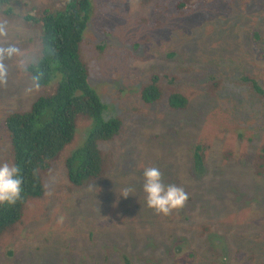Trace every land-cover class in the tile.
I'll list each match as a JSON object with an SVG mask.
<instances>
[{
  "label": "rangeland",
  "instance_id": "374dc122",
  "mask_svg": "<svg viewBox=\"0 0 264 264\" xmlns=\"http://www.w3.org/2000/svg\"><path fill=\"white\" fill-rule=\"evenodd\" d=\"M89 2L80 47L88 84L103 120L122 119L121 133L99 145L103 174L74 187L65 161L93 126L77 116L74 139L42 173L43 195L0 236V264H264V160L255 156L264 146V0H187L185 12L170 13L160 0ZM65 4L0 5V163L11 164L6 116L53 94L60 81L54 74L45 86L31 84L41 23L25 16L36 20ZM156 74L162 100L137 107L141 86ZM172 88L188 98L186 111L169 110ZM198 143L207 145L200 174L191 159ZM149 166L187 192L181 209L164 216L146 206Z\"/></svg>",
  "mask_w": 264,
  "mask_h": 264
},
{
  "label": "trees",
  "instance_id": "16d2710c",
  "mask_svg": "<svg viewBox=\"0 0 264 264\" xmlns=\"http://www.w3.org/2000/svg\"><path fill=\"white\" fill-rule=\"evenodd\" d=\"M11 1L0 0V5H8ZM162 2L168 13L186 11L187 0H160V5ZM90 5L89 0H66L61 10L46 12L39 19L25 16L26 22L41 23L40 58L27 67L31 84L37 88L45 86L54 74L60 81L53 94L38 97L27 110L13 111L3 121L12 152L10 161L20 168L23 182L21 198L14 205H0V236L21 222L29 199L43 195L42 173L50 169L51 162L74 139L78 115L91 119L93 126L84 144L65 161L67 180L74 187H82L86 179L103 174L104 160L99 145L113 142L121 133L122 119L103 120L104 106L88 84L89 66L80 51ZM155 9L162 13L157 5ZM107 33L112 35L111 31ZM241 80L261 96L263 91L251 77L242 76ZM169 93L166 101L170 111L188 109L189 100L184 94L176 88L170 89ZM162 98L160 77L156 74L141 86L135 105L150 106ZM206 147V144L198 143L191 153L197 174L203 170ZM255 156L264 160V146L261 154Z\"/></svg>",
  "mask_w": 264,
  "mask_h": 264
},
{
  "label": "clouds",
  "instance_id": "9594fccd",
  "mask_svg": "<svg viewBox=\"0 0 264 264\" xmlns=\"http://www.w3.org/2000/svg\"><path fill=\"white\" fill-rule=\"evenodd\" d=\"M11 51L13 50L10 49L9 52ZM3 75V66L0 65V77ZM142 175L145 204L156 214L168 216L185 205L188 200L187 192L175 183H165L160 168L145 167ZM22 182L18 166L8 162L0 163V205H14L21 198ZM130 191V188L125 189L124 197L129 196Z\"/></svg>",
  "mask_w": 264,
  "mask_h": 264
}]
</instances>
